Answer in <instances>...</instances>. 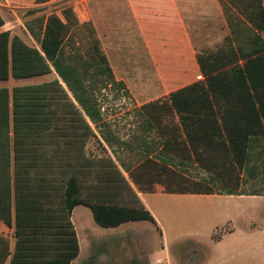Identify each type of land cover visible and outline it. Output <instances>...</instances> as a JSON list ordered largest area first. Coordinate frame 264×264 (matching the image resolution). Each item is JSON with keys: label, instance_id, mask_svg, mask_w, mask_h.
Wrapping results in <instances>:
<instances>
[{"label": "trees", "instance_id": "obj_1", "mask_svg": "<svg viewBox=\"0 0 264 264\" xmlns=\"http://www.w3.org/2000/svg\"><path fill=\"white\" fill-rule=\"evenodd\" d=\"M225 1L224 52H200L203 78L137 110L139 128L158 133L159 153L149 136L120 140L105 118L101 90L125 85L116 82L91 23L79 25L64 8L62 16L53 12L26 24L38 46L0 33V82L57 74L40 84L0 87V221L13 229L14 242L12 250L10 238L0 236V264H72L81 252L72 221L79 205L102 228L138 221L158 227L113 158L89 154L93 126L116 159L115 145L143 154L137 166L124 167L144 193L153 191H145L151 187L142 184L138 167L178 161L196 163L211 178L165 193L264 197V0ZM5 24L0 13V28ZM96 258L91 254L86 264Z\"/></svg>", "mask_w": 264, "mask_h": 264}, {"label": "rangeland", "instance_id": "obj_2", "mask_svg": "<svg viewBox=\"0 0 264 264\" xmlns=\"http://www.w3.org/2000/svg\"><path fill=\"white\" fill-rule=\"evenodd\" d=\"M224 2L54 0L41 7L44 8L42 12H19L20 22H15L17 18L12 16H7V19L14 21V25H9L13 28L12 33L20 35L32 46H38V43L26 24L39 16L53 12L62 16L64 8H71L79 25L91 23L116 82L125 85V88L109 85V88L101 90L99 99L105 118L120 140H127L134 134L146 135L151 137L154 152L159 153L158 133H145L139 128L137 110L144 103L167 98L172 91L198 81L199 75L203 78L197 64L200 52H224L225 38L230 33L223 14ZM175 22L190 30L185 39L182 34L174 36L168 32ZM198 23H201V28ZM56 78L57 74L53 72L26 80L10 79L0 82V87L12 89ZM93 127L96 138L87 144L89 154L97 159L113 158L131 188L134 186L137 194L144 193L124 167L137 166L143 154L138 151L125 152L115 145L119 155V159H116L112 149L100 138L98 129ZM135 147L138 150L139 146ZM135 172L140 174L144 186L151 187L145 188V191L153 192L179 190V184L188 180L211 178L196 163L181 164L178 161L160 162L156 168L141 165ZM241 175L244 173L241 172ZM167 184L177 188H166ZM245 189L250 191V184ZM215 190L219 192V188ZM152 196L148 204L153 208L158 227L144 221L119 229L102 228L90 215L85 224L87 233L80 228L83 252L74 264H86L91 254L97 256L91 264H264V197L195 199L192 196ZM232 229L235 230L233 234H226ZM10 232L12 236L13 232ZM216 236L225 239L216 242ZM86 249L89 256L82 260L87 255Z\"/></svg>", "mask_w": 264, "mask_h": 264}, {"label": "crops", "instance_id": "obj_3", "mask_svg": "<svg viewBox=\"0 0 264 264\" xmlns=\"http://www.w3.org/2000/svg\"><path fill=\"white\" fill-rule=\"evenodd\" d=\"M51 1L54 0H50L47 3H43V4H37V0H0V13L3 15L6 24L0 28V33L2 32H6V31H11L13 32V28L9 27L10 24L14 25V21H9L7 19V16H12L13 18H17V20L15 22H20V19L18 17V13L19 12H23L25 10H30L32 8L38 7H44L47 4H49ZM198 26H200L201 28V23H198ZM203 27V26H202ZM190 30L184 29L182 24H180L179 22H175L174 25H172V28L170 29V31H168L169 33L172 32V34L175 36V34H182V36L185 39V35L188 34ZM14 33V32H13ZM141 106V105H140ZM139 106V107H140ZM94 157V156H92ZM92 188V186H91ZM133 188H135L133 186ZM156 195H161L159 197H163V198H167L169 197V195H175L178 197H185V196H192L195 199L201 198V199H214V198H219V197H235V196H229V195H218V194H213V195H194V194H173V193H165V192H151V193H140L138 192V196L141 199V201L143 202V204L145 205L146 209L149 210L150 212L152 211V206L148 204V199L152 198L153 196ZM163 195V196H162ZM236 197H250V196H236ZM190 209V206L189 208ZM151 214L155 217V214L153 213V211L151 212ZM92 215L93 217V213L92 210L87 207V206H83V205H79L77 207H75V209L73 210V214H72V221L76 227V231L80 240V244H81V252L79 257L81 256L82 252H83V245H82V237L80 234V228L82 229V232H86L88 231V228L85 227V224L87 223V220H89V216ZM94 219V217H93ZM157 221V219H156ZM140 222H144V221H138V222H129V223H125L115 229H119L121 227H124L125 225L128 224H132V223H140ZM158 223V221H157ZM228 223H231V221H229ZM146 230H149L148 227H144ZM9 231H11L10 233L13 232V229L7 227L3 222L0 221V236H4V237H9L10 241H11V249L13 250L14 248V242L12 239L11 234H9ZM235 232L234 229L230 230L229 232H227L226 234H233ZM247 233H249V231H247ZM225 239V237L223 238V236H221V238L219 240H215L216 242H223ZM87 250V249H86ZM105 253H103L104 255ZM89 256V252L87 250V255L84 256L82 258V260L87 259ZM79 257L72 263L74 264ZM5 264H10V259L5 263Z\"/></svg>", "mask_w": 264, "mask_h": 264}]
</instances>
